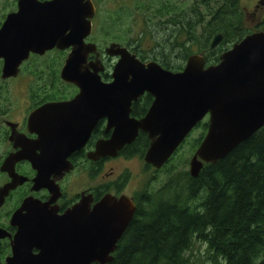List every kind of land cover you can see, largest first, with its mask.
<instances>
[{"label": "water", "instance_id": "obj_1", "mask_svg": "<svg viewBox=\"0 0 264 264\" xmlns=\"http://www.w3.org/2000/svg\"><path fill=\"white\" fill-rule=\"evenodd\" d=\"M17 8L0 27L2 76L16 75L30 48L40 54L70 48L60 76L74 84L78 93L67 101L45 103L29 114L27 128L37 134L35 139L7 123L9 141L21 149L10 153L1 167L11 180L0 187V206L9 190L27 180L14 171L15 162L23 159L36 171L31 189L45 187L52 195L47 202L33 196L23 200L10 218L16 227L13 235L0 228V238L8 236L11 244V254L0 264H105L112 260L135 212L131 198L106 194L90 207V200L82 196L61 214L50 205L60 196L51 174L61 176L72 168L67 156L85 145L99 118H106L112 132L108 139L96 141L88 158L115 156L141 130L149 139L143 159L159 169L207 117L206 133L190 158L192 176L203 163L223 159L264 125V30L235 42L215 64L207 65L202 54H191L179 71L154 60L141 61L126 46L112 42L104 52L117 61L111 81L104 82L97 46L86 41L96 13L92 0H17ZM221 39L222 34L215 35L210 47ZM90 54L92 60H88ZM145 93L153 98L146 114L131 118V103Z\"/></svg>", "mask_w": 264, "mask_h": 264}, {"label": "trees", "instance_id": "obj_2", "mask_svg": "<svg viewBox=\"0 0 264 264\" xmlns=\"http://www.w3.org/2000/svg\"><path fill=\"white\" fill-rule=\"evenodd\" d=\"M154 1L108 0L103 6L95 1L91 39L98 49L116 42L142 61L155 60L164 68L179 71L191 54H202L207 64H215L235 42L264 30V16L249 27L239 0ZM157 31H166V36H153ZM219 33L221 41L211 48ZM52 53V62H38L41 57L30 61L28 73L35 79L30 89L37 103L65 97L68 92L66 87L65 92H59L58 86L66 53ZM105 65L103 76L109 77L110 64L107 61ZM43 88L42 95H37ZM5 90L0 78V96L6 101L9 94ZM142 97L139 102L146 107L142 110L134 103L135 115L143 114L152 98L148 93ZM196 127L201 132L190 142L191 156L206 133L207 119ZM6 134L1 132L0 141H5ZM148 142L145 134L138 135L129 146V155L141 158ZM183 143L155 170L161 171L155 187L148 179L134 192L135 212L117 241L112 260L105 264H198L200 258L193 250L200 246L211 264H264V125L223 159L203 163L196 176L186 168L191 156H178ZM176 157L182 166L172 163ZM127 175L115 182L119 188Z\"/></svg>", "mask_w": 264, "mask_h": 264}, {"label": "flooded vegetation", "instance_id": "obj_3", "mask_svg": "<svg viewBox=\"0 0 264 264\" xmlns=\"http://www.w3.org/2000/svg\"><path fill=\"white\" fill-rule=\"evenodd\" d=\"M93 2H94V4H96L94 0H93ZM263 3H264V0H259L258 3H255L254 6H255L256 10H258L259 5H262ZM1 7H2V11H4V13H0V27H1L2 23L4 22V20L6 19V16L8 14L17 11V9H18L17 8V0L15 2L14 7L12 5L8 6L7 4H5L3 2L1 3ZM10 8H12V9H10ZM93 18H92V23H93ZM91 35H92V33L86 38V41H92L93 43H95L91 39ZM110 43H112V42H110ZM110 43L105 45L104 48L102 49V51H100L97 47V51L99 53L98 57L103 64V71L99 72V75L104 82L111 81V73H112L115 62L117 61V57L109 56L104 52L105 47H107ZM96 46H97V44H96ZM69 50H70V48L66 49V50H59L57 48H53L51 50H46L44 53L40 54L38 52H35L32 48H30L28 50L27 57L24 58L23 60H21L20 63L18 64L17 74L16 75L10 74L7 77L2 76L4 60H3V58H0L1 82L6 87V90L4 92L9 94V98L6 101L3 100L2 96H0V117L3 118V124L0 126V129H1L0 130V138H1V132L4 131L7 133L5 141H0L1 143L7 142V147L4 148V150L2 152H0V187L3 184H5L11 180L9 174L6 171L1 170V167L3 166L5 159L7 158V156L10 153H15L17 150L21 149L20 147H14L13 142L9 141V135L11 132V127L7 123L8 122L13 123L15 125V128L17 129V131L25 134L27 136V138L35 139V138H37V134L29 132L28 128H27V118H28L29 114L45 103L67 101V100L73 98L76 95V93H78V88L74 84L67 82L61 78L60 70H61L63 64L60 66L59 72H58L59 80L62 84L59 83L58 86H59V92H61V91L65 92L66 91L65 87L68 89V92H67L65 97L59 96L56 98H49V99H45L44 101H42L40 103H37L36 100H34L32 98V95H31L32 93H31V89H30L31 85L33 83H35L34 77L29 73H28L29 79L26 77H20V76L23 74V72H25V71L28 72V70H30L32 68V66L30 64L31 59H34L36 57H41L40 59H37L38 62H41L42 59L45 57V55L50 53V52L52 53L55 51H64L67 55ZM130 51L133 53L132 50H130ZM134 54L136 55V53H134ZM93 58H94V55L90 54L88 57V60H92ZM150 60H146V61H150ZM107 61L110 64V69L108 72L109 77H104L103 73L107 69L106 65H105V63ZM146 61H144V62H146ZM21 80H26V82H27L26 83L27 84L26 85L27 90H26L25 94H26V99L28 101L27 109L29 112H27L26 116H22L20 118V120H17L16 117L13 116L14 118H12L11 116H9L10 112L12 113L15 110V109H13L15 104L11 101L10 98H11V96L15 97L14 87H16V86H14V83L16 81H21ZM44 91H45V89L43 88L41 92H37L36 94L42 95V92H44ZM141 100H143L142 95L139 96L135 101H133L131 103V112H130L131 118L140 119L141 117H143L146 114L153 98H151L150 104L146 108L145 112H143V114L135 115L133 113V108H134L133 104L134 103L137 106H141L142 110H144L146 107L141 102H139ZM111 132H112V130L107 128L106 118H104V117L99 118L96 121V123H95V125L91 131V134H90L87 142L85 143V145L82 148H80L79 150H75L67 156V159L70 161L72 168L69 171L64 172L61 176L51 174L50 179H52L54 181V183L58 186V191L60 193V196L54 202H52L50 205L57 206L58 213H60V214L63 213L67 208L71 207L73 204L78 202L82 196H85L90 200V207H92L95 203H97L99 200H101V198L104 197L106 194H110V195H114V196H120V195L124 194V190H125V187L127 186L129 176L127 175L128 177L127 176L124 177V178L127 177L125 179V183H124L122 188H119L115 182L118 181L119 178L123 179L122 175L124 173H122L119 177L114 176L113 171L109 170V169H112V167L108 166V165L111 161L116 160V159H120V158H122V160L123 159L124 160H132L133 158L138 157L139 159L143 160V162H144L143 156L141 158L137 155H131L130 156L128 151H129V146L135 142L138 135L145 134V133L142 132L141 130H138L137 136L135 137V139L131 143L126 144V146L119 149L117 151L116 155L113 157L110 155H104V156L99 157L98 159L88 158L87 153L91 152L95 149L96 141L100 140V139H102V140L108 139L111 135ZM146 137H147V135H146ZM124 148H127L128 150L126 152H124ZM145 165H148V167H146ZM144 166H145L144 169L151 168L153 170V172H154L153 176L154 177L158 176V171H155L158 169H155L154 167H152L149 164H146L145 162H144ZM14 171L17 174H19L23 177H26L27 180L25 182H23L22 184L17 185L14 189L9 190L8 195L4 198V201H3L2 205L0 206V228L5 229L6 232L11 234V235H13L16 231V227L10 224L11 215L15 211V209H17L21 205V203L23 202V200L25 198H27L29 196H33L34 198H36L37 200H39L41 202H47L51 198V195H52L50 193V191L45 187H40L38 190H32L31 189L33 186L32 178L35 176L36 171L32 168L31 163L28 160L23 159V160H19V161L15 162ZM74 172H76L77 174H81L82 177H84L83 186L79 189L74 188V182L76 179H74V177L68 178L69 175H71ZM112 186L115 190H111ZM128 197L131 198V200L133 201V203L136 206L135 196L132 195V196H128ZM10 254H11V244H10L9 237L5 236L3 238H0V262L3 263L5 261V258L7 256H9Z\"/></svg>", "mask_w": 264, "mask_h": 264}, {"label": "rangeland", "instance_id": "obj_4", "mask_svg": "<svg viewBox=\"0 0 264 264\" xmlns=\"http://www.w3.org/2000/svg\"><path fill=\"white\" fill-rule=\"evenodd\" d=\"M12 1H15V0H0V13H4V11H2L1 3L3 2L7 4L8 6H11V5L13 6ZM95 1L100 6H103L104 4L107 3L108 0H95ZM258 1L259 0H239L240 4L242 5L243 11H245V17H246V21L249 27L256 26V24L261 20V17L264 16V3L262 5H259L258 10H256L254 6L255 3H258ZM157 2L158 0H155L154 4ZM152 5H153V2H152ZM134 29H138V28H134ZM166 31H168V29H166ZM166 31H157L153 33V36L164 38L166 36ZM53 56H54V53H51L47 57H44L42 61L45 62L47 60L48 62H52ZM63 61H61L62 64H63ZM20 77H26L29 79V74L27 71H25ZM26 83H27L26 80L16 81L14 83V86H16L14 87L15 97L11 96L10 98L11 101L15 104L13 108L15 110L12 113L10 112L9 116H11L12 118L16 117L17 120H20L22 116H26L27 112H29L27 109L28 101L26 99V94H25L27 90ZM2 124H3V118L0 117V126ZM200 132H201V128L195 127L189 133V136L187 137V142L183 143V146L178 152V156H180L181 159L191 156L192 149L190 147V142L193 138H196ZM6 147H7V142L5 143L0 142V152H2L4 148ZM172 163H176L179 166H182V163H180L179 160H177V157L172 161ZM108 166L112 167V169H109V170L113 171L114 176L119 177L122 173L128 174L129 180L124 190V194L127 196H132L136 190L142 188L143 185L148 181V179H150L152 186L155 187L156 180L161 176V171H158V176L154 177L153 176L154 172L151 168L144 169L145 167L144 162L138 157L133 158L132 160H124V159L122 160V158L116 159V160L111 161ZM186 168L188 169V165L186 166ZM72 177L76 179L74 182V188L75 189L81 188L84 183V177H82L81 174H77L76 172L69 175L68 178H72ZM111 190H115L113 186L111 187ZM193 251H194L195 256H198L200 258V260L198 261V264H211V262L209 260H206L205 258L204 246H200L198 250L194 248Z\"/></svg>", "mask_w": 264, "mask_h": 264}]
</instances>
